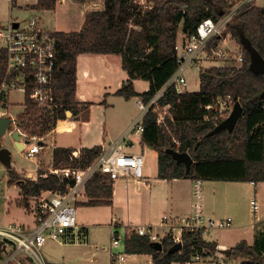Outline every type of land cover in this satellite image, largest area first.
Masks as SVG:
<instances>
[{"label": "trees", "instance_id": "obj_1", "mask_svg": "<svg viewBox=\"0 0 264 264\" xmlns=\"http://www.w3.org/2000/svg\"><path fill=\"white\" fill-rule=\"evenodd\" d=\"M15 2V0H13ZM85 3L91 0H75ZM242 0H105L103 10L86 14L82 29L78 32H56L60 67L53 79V90L58 107L41 109L34 96V84L26 83L25 110L18 115V128L30 136L42 137L52 131L59 120L71 111L79 120L90 119L89 103L76 99L77 60L81 54H117L123 59L128 79L116 95L126 99L140 97L148 104L176 70L175 45L179 26L185 36L193 35L205 19L219 20ZM56 0H38L33 9L51 10ZM147 6V7H146ZM244 32L253 46L264 57V7L247 4L229 22L226 32L236 39L243 50L241 66L210 67L200 71V92L176 94L168 90L160 101L159 109H150L144 116L143 142L158 152L160 179H192L224 182H264V73H254L250 68L249 52L241 44L240 32ZM216 38L213 43H217ZM7 52L0 48V88L7 76ZM15 74V73H14ZM142 79L150 83L147 92L139 93L134 81ZM231 96L234 103L241 102L243 114L233 132L224 130L213 136L208 134L225 119H209L206 109L218 98ZM169 107L165 121L159 123L160 112ZM174 136V137H173ZM178 139L180 146L174 142ZM167 149L188 152L193 164L187 172L184 164H178ZM74 149L57 148L53 167L83 169L90 166L102 151L101 146L85 148L78 158ZM10 183L20 180L14 170L8 171ZM37 180L19 184V205L29 208V199L44 191L65 189L67 181L55 173ZM90 206L110 205L113 182L96 175L86 187ZM202 230L184 231L181 250L169 253L175 245L171 233L162 240L163 250L154 247L148 236L127 230L125 250L128 254H147L154 264H184L195 254L207 258L222 251L216 242L207 241ZM231 257L241 259L242 264H264V242L257 240L250 246L241 241L230 249ZM50 264V263H49Z\"/></svg>", "mask_w": 264, "mask_h": 264}, {"label": "crops", "instance_id": "obj_2", "mask_svg": "<svg viewBox=\"0 0 264 264\" xmlns=\"http://www.w3.org/2000/svg\"><path fill=\"white\" fill-rule=\"evenodd\" d=\"M8 1L12 10L18 8L33 12L37 16L36 18L38 19L40 27L52 33L78 32L82 29L88 12L101 11L105 8V0H91L85 3L76 2L75 0H56V6L51 10L33 9L32 7L38 3V0ZM255 1L252 0L251 4L257 6ZM70 11L76 16L75 23L73 21L63 20V16L69 15ZM14 23L18 25L23 24L22 22ZM180 27L182 28V26ZM184 37L185 35L183 34L181 40ZM223 38L225 48L236 49L239 46L232 34L227 33ZM232 45L233 47L231 48ZM233 65L235 63L232 61H214L204 64L203 67H229ZM76 76V99L80 103L91 104L90 119L84 122L79 120L78 116H74L71 111H67L66 118L59 120L52 131L42 137L36 136L40 138L39 142H42L43 145H41L40 153L35 157L37 159V169L35 171H17L13 165L11 169L6 167L7 170H14L21 182L26 181V178L37 180L40 172H44V175L48 174V170L44 169L46 166L49 169L52 167L51 172L53 173L57 170L53 167L54 151L57 148H71L75 150L74 153H77V151L82 153L85 148H93L95 146L110 148L113 145H118L122 141L121 138L125 137L124 141L120 143L125 152L144 154L145 177L140 183L130 181L127 184L123 180L114 182L112 203L110 205H86L88 196L84 197L78 205L93 207V213H104L103 207L111 209L108 210L112 217V223L110 224L111 232L113 233L116 230L124 237L127 230L140 226L159 225L167 215L184 216L191 214L197 201L194 195L196 180L178 178L171 180L160 179L158 177V152L143 142L142 135L130 132L132 124L139 116L138 112L141 111L139 106L141 98L133 97L126 99L123 96L116 95V92L122 88L129 77L127 71L123 68L122 56L117 54H81L77 60ZM134 85L136 91L139 93L147 92L150 89V83L142 79L135 80ZM200 90L199 76V89L193 92L186 90V93H198ZM9 95L5 96L2 94L0 95V99L5 96L9 104ZM107 99L118 100V104L121 105L119 109L123 115L117 123H113L108 119V112L111 110L112 105L107 102L109 101ZM24 101L21 104L22 110L20 113L25 110ZM2 108L7 109V105ZM9 113L16 120L12 125L13 129L20 131V136L24 142L27 140L25 134L28 133L22 132L18 128V115L20 113L18 115H14L11 111ZM11 143L13 144L12 140ZM147 156L152 158L151 163H148V165L146 163ZM8 182L10 186H17L11 184L10 179ZM17 187L20 190L19 184ZM20 194L21 190L19 192V198L16 199L17 202L22 198ZM255 195L258 196L259 200L258 210H254L251 206V200ZM16 201L15 205L17 208H21L22 215L11 219H15L13 221L17 223L27 224L32 227L34 217L32 216V222L27 219V214L32 213L27 210V207L17 204ZM201 203L206 217L215 220L226 219L236 223L235 226L227 229L208 228L204 231V239L216 242L220 250H230L241 241H246L250 246L254 245L257 240L264 242V182L203 181ZM141 204L145 205L144 212H142L141 208L139 209ZM243 204L245 205L244 212L241 210ZM124 208H126L125 213L123 212ZM81 226L85 228L87 233V242L76 244L53 241L49 245L46 243L43 247V251L49 260V262H45L46 264H89L93 261H99L102 255L104 257L107 256L99 252L101 251L99 244L92 245L89 242L91 234L88 225L82 224ZM224 230L229 231L223 234L222 231ZM59 246L64 247L65 251L72 247L75 249L72 248L65 255H61L58 254ZM44 248L46 249L44 250ZM118 249L121 250L122 247ZM77 250H80L79 255L75 253ZM85 250L93 253L91 259H87L83 255ZM108 250L111 251V248H103V252H109ZM114 250L116 251V249ZM219 255L223 256V263L217 261ZM208 257L216 260V264H227V260L231 258V255L228 256L223 251H219ZM128 259L131 264H150L153 261L152 256L147 254H129ZM108 264H111L110 260Z\"/></svg>", "mask_w": 264, "mask_h": 264}, {"label": "built area", "instance_id": "obj_3", "mask_svg": "<svg viewBox=\"0 0 264 264\" xmlns=\"http://www.w3.org/2000/svg\"><path fill=\"white\" fill-rule=\"evenodd\" d=\"M249 3H252V0L237 2L219 20L205 19L193 35L177 40L175 72L168 82L154 94L148 104H144L140 99L141 111L132 124L130 132L143 135L144 116L150 109H155V111L159 109L160 101L169 89H175L176 94L186 93V72L189 69L195 67L203 69L204 64L214 61H232L236 66L243 64L244 55L241 47L238 46L235 50L225 48L223 36L229 22L241 8ZM16 25L13 21L0 23V48L7 52V76L1 85L0 95L7 96L13 91L25 95L26 83L30 80L34 84V96L38 107L54 109L58 107V104L55 100L53 79L60 67L57 38L52 32L40 27L36 17L24 25ZM216 38H219V41L214 44L213 41ZM234 105L229 95L218 98L212 105L206 107L209 111V119L216 121L226 119ZM11 116L7 109L0 107V118ZM158 122L161 123L162 119L160 118ZM25 135L30 143L26 144L24 153L26 152L28 158L34 159L41 151L40 138ZM124 139L125 137H122L120 141L123 142ZM120 143L110 148H102L100 155L90 166L78 169L71 177H64L67 181L65 189L44 191L41 195L30 198L27 210L34 217L32 227L17 222L6 223L0 217V264H30L33 261L36 264H46L42 257V249L48 241L76 244L87 242L88 236L85 228L77 222V206L86 195L87 184L98 174L108 177L113 183L117 180H123L127 184L130 181L140 183L144 178V154L125 152ZM30 144L32 146L29 148ZM57 172L56 170L55 174H58ZM202 187L203 180H196L194 195L197 201L191 214L167 215L159 225L140 226L131 231L148 236L154 243H162L164 237L171 233L177 243L182 242V233L186 230L204 232L208 228H230L232 226L230 220H215L206 217L201 203ZM258 203V196L255 195L251 200L254 210H258ZM122 237L116 230L112 233L111 264H124L129 255L124 248L118 249L122 245ZM201 259L199 254H195L190 261L184 264H192ZM150 264H154L153 261Z\"/></svg>", "mask_w": 264, "mask_h": 264}, {"label": "rangeland", "instance_id": "obj_4", "mask_svg": "<svg viewBox=\"0 0 264 264\" xmlns=\"http://www.w3.org/2000/svg\"><path fill=\"white\" fill-rule=\"evenodd\" d=\"M71 1V0H70ZM146 0H141V2H143L144 4ZM257 6H264V0H256L255 1ZM33 17H37L33 12L31 11H27V10H22V9H14L12 10L10 7V3L8 0H0V23H8L11 20H13V22H22L24 25V23H28ZM76 16L74 15L73 12L70 11L69 15H65L63 16V20H67V21H73L74 23L76 22ZM183 36V32H182V28L179 26V32H178V40H181V37ZM240 46V45H239ZM233 47V45L231 46V48ZM233 50H235L234 48H232ZM199 74H200V68L199 67H195L192 69H189L186 72V78H187V89L189 92H193V91H197L199 89ZM9 104H8V100L5 99V96H3L0 100V106L5 107L7 105V110L13 112L14 115H18L20 113V111L22 110V106L21 104L24 101V94L21 92H11L9 97ZM109 100V99H107ZM108 103H110L111 106V110H109V114H108V119L109 121L111 120V122L113 123H117L118 121H120L121 116L123 115L122 112L120 111L119 107L121 106L120 104H118V100H109L107 101ZM169 107H165V109H163L162 112H160V118L162 119V122L165 121V116L167 115V110ZM140 111V110H139ZM140 114V112H138ZM15 120V119H14ZM17 130V129H16ZM20 132V131H19ZM174 137V136H173ZM174 142L177 144V146H180V142L178 141V139L174 138ZM3 147H8L10 148V150L12 151V165L13 167L17 170V171H26V172H32L35 171V169H37V165H36V161L37 159H30L26 156V152L24 153H20L11 143V137L10 135H6V137L3 139L2 141ZM32 145H29V148ZM82 154L80 153V151H77V154H74L73 157L78 158L80 157ZM152 161V158L149 156H147V160L146 163L148 165V163L150 164ZM147 167V166H146ZM52 168V167H51ZM51 168L49 169L48 166H46L44 169L48 170V174L53 173L51 172ZM53 169V168H52ZM145 169V168H144ZM78 169L75 167L72 168H63V169H57V173L59 176H61L63 179L64 177H71L75 171H77ZM144 177H145V170L143 172ZM149 176V175H148ZM9 173L7 168L0 162V217L6 222V223H10V222H15L13 220L15 219H11L14 217H20L22 215V210L21 208H17L15 205V201L17 198H19V188L17 187L18 184H22V182L20 180H14L11 182V184L17 185V186H10L9 185ZM26 180H30L28 178H26ZM87 193L85 195V197H87ZM87 200L89 201V197H87ZM17 204H19L16 201ZM104 209V213H93L92 211L94 210L93 207H87L85 205H78L77 206V222L79 225L82 224H86L88 225L89 229H90V243L92 245L94 244H99L101 251H99L100 253H104L107 256L104 257L103 255L101 256L99 261H93L92 263L89 264H108L109 260L111 263V251L109 252H103V248L106 247L107 249H110L112 246V229L110 227V224L112 223V217H111V213L108 210H111L107 207H103ZM141 208L142 212L145 211V205L141 204L139 206V209ZM241 210L244 212L245 211V205L243 204L241 207ZM10 211V212H9ZM87 211H90L87 213ZM123 212H126V208H124ZM10 213V214H9ZM9 215V216H7ZM28 217V221L32 222V214H27ZM84 217V219H83ZM233 225L235 226L236 223L232 222ZM219 231V230H217ZM229 230H224L222 231V233L226 234L228 233ZM221 233V234H222ZM51 242L53 241H49L47 242V245H49ZM124 244H125V237H122V245L121 247L124 248ZM50 247V246H49ZM73 249H75L74 247H72ZM72 248H68L67 251L64 250V247H58L59 251L58 254H63L65 255L66 253H68L69 250H71ZM46 248H44L45 250ZM43 251V249H42ZM80 250H77L75 253L76 255H79ZM119 251V250H116ZM43 258L46 261L49 262L48 257L45 255V252H42ZM83 255L87 258V259H91L93 256V253L90 252L89 250H85ZM109 255V258H108ZM223 256H218V260L223 263ZM91 261V260H89ZM129 261V262H128ZM216 260H212V258L207 257V258H203L200 261H194L192 264H213V262ZM217 261L215 262V264L217 263ZM47 263V262H46ZM30 264H36L34 261L31 262ZM88 264V263H87ZM124 264H131L130 260L128 259V257L126 258V261L124 262ZM227 264H241V260L237 259V258H229V260H227Z\"/></svg>", "mask_w": 264, "mask_h": 264}, {"label": "water", "instance_id": "obj_5", "mask_svg": "<svg viewBox=\"0 0 264 264\" xmlns=\"http://www.w3.org/2000/svg\"><path fill=\"white\" fill-rule=\"evenodd\" d=\"M18 26V24L16 25ZM240 41L243 47L249 52L251 63L250 68L254 73H264V57L260 54V52L253 46L252 42L246 37L244 32H240ZM262 97H264V91L262 93ZM243 114V106L241 102H236L233 109L231 110L229 116L221 122L216 128L211 131L208 136H213L218 134L224 130H228L229 132H233L237 126L238 121L242 117ZM15 123V120L11 117H1L0 118V162L7 167L8 169L12 168V151L8 147H3L2 141L6 137V135H10L11 140L13 142L14 147L20 152L23 153L25 150L26 144L30 143V140L22 141L20 136V132L14 130L12 125ZM39 145H43L42 142H39ZM166 152L171 154L173 159L178 164H184L186 166L187 172L190 171L191 166L193 164V158L188 152H180L175 149H167ZM154 247L162 251L163 244L161 242H155ZM183 247L182 242H177L173 247L169 249V253L176 252L181 250ZM224 254L230 256V250H222Z\"/></svg>", "mask_w": 264, "mask_h": 264}, {"label": "bare ground", "instance_id": "obj_6", "mask_svg": "<svg viewBox=\"0 0 264 264\" xmlns=\"http://www.w3.org/2000/svg\"><path fill=\"white\" fill-rule=\"evenodd\" d=\"M71 122V121H70ZM62 123V122H61ZM73 123V122H72ZM63 124V123H62ZM60 127V126H59Z\"/></svg>", "mask_w": 264, "mask_h": 264}]
</instances>
